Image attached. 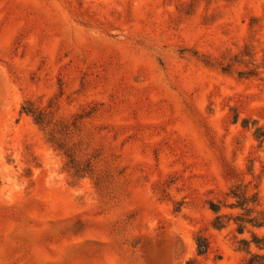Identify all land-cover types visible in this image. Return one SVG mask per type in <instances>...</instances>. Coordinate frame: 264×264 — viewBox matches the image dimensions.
Returning a JSON list of instances; mask_svg holds the SVG:
<instances>
[{"label":"rangeland","instance_id":"1","mask_svg":"<svg viewBox=\"0 0 264 264\" xmlns=\"http://www.w3.org/2000/svg\"><path fill=\"white\" fill-rule=\"evenodd\" d=\"M183 1L0 0V264H242L239 241L264 235L213 229L209 206L234 185L264 209V69L248 74L264 0H215L174 25ZM247 45L256 61L223 71ZM27 99L67 118L104 109L117 185L72 178Z\"/></svg>","mask_w":264,"mask_h":264},{"label":"trees","instance_id":"2","mask_svg":"<svg viewBox=\"0 0 264 264\" xmlns=\"http://www.w3.org/2000/svg\"><path fill=\"white\" fill-rule=\"evenodd\" d=\"M215 0H188L178 5V14L172 18V24L187 19L195 13L203 4L211 5ZM229 1V0H226ZM250 57L253 61L255 53L250 46H245V50L240 55L223 59L220 63L223 71L231 72L237 63H245L243 57ZM207 64L212 65L210 61ZM253 65L255 63H252ZM257 69H264V60L248 72L254 74ZM44 107L34 99H27L23 104L22 111L31 115L35 122L45 132L48 142L60 151L66 159V168L74 179L91 177L101 193L110 190L109 185H117L123 176L120 163L115 151L106 143V127L99 123L105 118L106 111L98 106L67 118L59 114L60 107L52 105ZM239 121V115L235 116V122ZM244 126H248L249 119H244ZM257 126V122H255ZM255 135L258 139L264 140V129L256 127ZM104 195V194H103ZM228 198L233 202L211 201L210 209L216 214L211 223L215 230L226 229L231 223L237 225V231L245 233L248 226L262 229L264 228V209L258 192L249 195L248 191L240 193L237 186H232L227 193ZM223 208L237 209L241 213L234 216L232 214H222ZM197 255L205 256L210 251L209 238L198 231L194 236ZM252 246L259 250L264 249V235L252 232V239H242L239 241V249L246 253L247 257L242 264H264V254L253 252ZM186 264H198L197 260L190 259Z\"/></svg>","mask_w":264,"mask_h":264}]
</instances>
